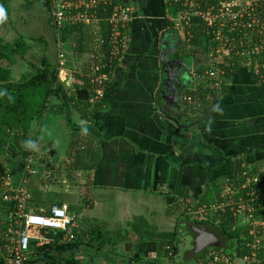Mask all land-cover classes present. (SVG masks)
Returning a JSON list of instances; mask_svg holds the SVG:
<instances>
[{
    "label": "crops",
    "instance_id": "1",
    "mask_svg": "<svg viewBox=\"0 0 264 264\" xmlns=\"http://www.w3.org/2000/svg\"><path fill=\"white\" fill-rule=\"evenodd\" d=\"M170 1L139 0L137 4L123 0L127 6L136 7L127 28L129 43L101 98L95 100L100 105L93 116L95 133L85 137L82 166H74L69 149L61 156L45 147L43 152L35 150L38 162H50V173H44L51 180L52 174H59L56 169L59 167L65 169L64 178L86 174L80 192L70 190V186L62 194L55 186L52 189L50 185L46 190L40 186L42 181L38 177L30 186L32 196L39 194L52 205L67 206L76 218L77 229L85 232L99 228L102 235L96 233L99 239L94 247L86 250L84 257H77L81 264L84 259L90 264H166L169 259L159 257L158 243L172 240L176 227L181 230L178 225L184 223L186 209L215 202H210V193L215 197V188L221 191L224 180L232 177L236 161L240 162L242 171L264 176V86L258 84L256 69L247 68L251 63L244 64L227 92L211 89L210 78L206 77L210 68L205 73L201 69L204 54L209 56L208 46L203 52L189 44L186 37L189 31L185 30L192 26L176 29L171 21L174 16L169 12ZM35 4L45 10L58 46L45 0H8L6 6L0 3V39L4 43L27 37L28 44L37 41L42 43L39 46L45 45L44 37L25 35L22 29L29 19L25 12ZM102 23L105 22L83 25L93 38L90 52L82 56L95 53L98 66L104 55L98 41L104 31L108 32ZM187 47L193 51L187 52ZM63 48L64 53L59 49L55 62L47 57L52 65L59 67L60 55L63 61L70 54L75 55V44L72 50L64 45ZM27 55L16 59L13 65L1 62L12 70L14 82L30 73H22L18 80L13 77ZM177 59L186 67H180ZM89 66L90 61L84 69L65 72L67 77L74 72L89 81ZM70 91L69 95L75 96L72 107L58 109L56 99H52L47 112L64 117L68 128V114L74 124L86 125L82 107L79 110L76 107L80 101L89 103L90 90ZM187 98L192 99L191 104ZM205 112L206 116L198 122ZM46 117L47 113L39 128H43ZM173 119L180 126L194 125L191 129L181 128ZM40 136L38 133L39 140ZM22 169L17 174L19 179L24 177ZM82 252L81 248L77 255Z\"/></svg>",
    "mask_w": 264,
    "mask_h": 264
},
{
    "label": "trees",
    "instance_id": "2",
    "mask_svg": "<svg viewBox=\"0 0 264 264\" xmlns=\"http://www.w3.org/2000/svg\"><path fill=\"white\" fill-rule=\"evenodd\" d=\"M113 1L123 3V0ZM237 1L244 3L235 5ZM7 2L8 0H0V3L4 6H6ZM132 2L138 4L139 0H132ZM207 3L210 6V12H212L213 16L218 15L221 9H223L225 13L231 15L241 10L245 11L242 17H238L235 21H229V17H225L224 20H217L210 29H207L200 19L195 18L192 20V27L185 30L186 33L189 31L191 35L186 36L187 39H189V44L194 49L199 48L203 52L207 51L209 43L210 49L217 48V43L214 41V38L219 31L221 32L220 34L224 42L228 41L225 47L228 52L227 55H224V57L217 55L218 58H223V62L219 65L210 66V71L218 67L222 73L217 78L221 82L220 91L223 90L222 92H227V89H229L227 87L233 82L239 69H241L244 64L248 63H251L253 70L256 69L254 67L255 64L259 63L260 66L256 69L255 73L257 75L258 84L264 86V59H261L264 57V49H261L258 54L252 53L255 47H264V0H251L250 6L247 5L248 1L245 2V0H207ZM224 5H226V7L223 8ZM102 9L103 8H100L98 10V16L100 17L104 16ZM180 9L181 7L178 5V2L174 0L171 3L169 12L172 16H176ZM223 22L226 25L221 28ZM256 22L259 28H256ZM102 25L106 30L107 24L102 23ZM168 25L170 26L171 24L168 23ZM249 25H252V27L249 28ZM207 34L209 36H207ZM127 35L130 36V34ZM108 37V32L104 31L101 38L107 41ZM92 38L93 35H91V32L83 25L71 24L70 22L65 23L59 32L61 43L69 50L72 45L75 44L76 48L74 49V53L79 56L90 52L89 43ZM29 50L30 46L23 37H20L11 44L4 43V40L0 39V156L7 154L11 159H21L23 162L22 167L24 168L25 159L31 155L36 156L35 150L38 144V133H32L34 125H40L43 122L52 99L58 100L63 108H69L73 106L72 102L75 100L73 94L71 96L69 95L70 92H72L70 90L74 89L77 91L82 88H88L90 90L89 103L80 101L76 107V110L82 107L83 112L81 113L83 114V118L87 120V124L83 126L76 125L71 120L70 115H66L67 124L71 131V142L68 151L69 158L74 166L80 167L84 163L81 149L82 145L85 143V137L89 138V136L95 133L93 129V116L99 111L97 107H100L95 101L97 100L96 95L89 81L86 80L87 77L84 78L74 72L70 75L71 79L69 77L66 81V83L69 84V88L67 89L65 84L59 80L58 65H52L45 55L40 59L39 65H31L33 72L24 74L20 81L14 82L12 70L2 66L1 62L6 61L13 65L16 59H24ZM245 52L250 54L244 56L242 53ZM213 81H215V79H213ZM107 86L108 83H106L103 89H106ZM60 110L62 111V109ZM39 163L41 162L36 163L34 167L37 168V164ZM1 170L2 169H0V175L3 173ZM241 172L240 162L236 161L232 177L238 185L243 183L239 178ZM253 174L259 175L264 182V176L256 172H253ZM24 176H27V174L24 173ZM254 188L256 189L258 187ZM247 191L248 190H244L241 195L245 200H248L246 196ZM220 192V189L215 188V193L217 194L213 197L210 193V202L214 200L215 202L218 201L220 199ZM259 192L261 196H264L263 189H259ZM45 202L46 201L42 200L39 194L32 196L31 204H34V207H39ZM204 202L205 201H202L201 203ZM257 203L260 204V207L256 208L255 216L264 220V197ZM183 216H185V214ZM182 222H184L183 225L188 224L189 226L203 225L216 227L219 230L220 237L225 241L224 248H202L198 255H195L193 258L180 260L178 257L180 235L179 232H175V236L172 240L160 241L158 243L159 257L168 258L175 264H195L204 260L207 253L211 251H223L232 260L237 259V261H243L245 264H254L250 252L246 247L247 242L252 240L249 236L250 228H240L237 218L233 217L232 213H230V209H228L225 214L215 215L210 220L199 221L196 218L193 219L189 216H185ZM35 232L53 237V234L47 231ZM97 232L102 235L99 228L85 232L74 229L73 233L77 237L75 242L62 245L55 243L48 248H36L34 242L32 243V248L35 251L32 256L34 260H32L30 264H81L80 260L77 258V254L81 248H84V251H86L94 247L93 244L95 240L99 239L96 237ZM59 235L63 236L64 234L59 233ZM100 235L99 237L101 238ZM261 252L262 254L258 258L260 261L257 264H264V250ZM155 262L158 263L157 261Z\"/></svg>",
    "mask_w": 264,
    "mask_h": 264
},
{
    "label": "built area",
    "instance_id": "3",
    "mask_svg": "<svg viewBox=\"0 0 264 264\" xmlns=\"http://www.w3.org/2000/svg\"><path fill=\"white\" fill-rule=\"evenodd\" d=\"M45 1L49 6L51 24L60 48L63 44L59 39V32L65 23L70 22L71 24L84 26H91L99 22L107 24L109 34L107 41L102 38L98 41L104 52L101 65H97V55L95 53L89 54V84L96 98H101L103 87L110 82L114 75L116 62L126 53L129 43L127 28L132 21L133 9L126 4L117 3L113 0ZM246 1H248L247 5L250 6L251 0ZM176 2H178L181 9L171 21L176 29L180 30L183 27H190L192 20L195 18L200 19L205 27L210 29L217 20H224L225 17H229V21H235L245 13L241 10L231 15L221 9L218 15L213 16L207 0H176ZM100 8H103L102 13L104 16L102 17L98 16ZM221 25L222 28L226 24L223 22ZM251 27L252 25H249V28ZM256 28H259V26L257 25ZM220 33L219 31L214 38L217 48L212 51L216 56H222V52H226L225 47L228 43V41L224 42ZM188 36L191 35L188 33ZM207 36L209 35L207 34ZM261 49H264V47L257 46L252 50V53L258 54ZM242 54L245 56L250 53L245 52ZM217 59L221 58L217 56ZM63 65V57L60 55L58 77L59 80L63 79L66 82L69 77H67ZM256 66L259 67V63H256ZM220 74L222 73L218 67L206 73V77L210 78L211 89L221 88V82L217 79ZM187 102L191 104L192 99L187 98ZM36 163H38V159L35 155L25 159L23 174L26 173L27 176L21 177L18 182H12V173L7 170L2 171L3 173L0 175V213L4 214V217L0 218V264H30L34 260L32 258L35 252L32 248L34 242L36 248H41L49 247L55 243H58V245L69 244L77 239L73 233V230L77 229V221L70 214L67 206L53 205L48 209L39 208L35 210L30 207L32 195L29 183L30 179L38 173L34 167ZM239 178L243 181L239 185L236 184L233 177L226 178L222 184L218 201L190 208L186 211V215L199 221H205L210 220L215 215L225 214L230 209L233 217L237 218L240 228H250L249 236L252 240L247 242L246 247L250 252L252 262L257 264L260 261L258 258L262 254L261 251L264 250V220L256 217L255 211L257 207H260L257 202L264 197L259 192V189L264 190V182L259 175L246 169L241 172ZM254 187L258 188L255 189ZM244 190H248L246 195L248 200L241 197ZM258 218L263 221L259 226L255 223ZM240 223L242 225H239ZM35 231H47L52 233L53 237L48 235L36 236ZM59 233L64 235L60 236ZM238 261L237 259L232 260L223 251H211L207 253L204 260L195 264H237ZM166 264L175 263L169 260Z\"/></svg>",
    "mask_w": 264,
    "mask_h": 264
},
{
    "label": "rangeland",
    "instance_id": "4",
    "mask_svg": "<svg viewBox=\"0 0 264 264\" xmlns=\"http://www.w3.org/2000/svg\"><path fill=\"white\" fill-rule=\"evenodd\" d=\"M126 1L128 2V0H126ZM243 3L244 2L237 1L238 5H241ZM34 8H31V10L29 9V11L27 10L25 12L29 16V19L26 17L28 19V21L22 27L23 32L25 33V35H33L36 38L44 37L46 39V41H45V45H41V46H39V43L42 44L41 42L37 43V41H36V42H30L29 43L30 47L33 49L27 55L25 61L20 62L19 65L16 67L15 72H14L15 74L13 73V77L17 80L19 79V77L21 76L22 73L33 72V68L29 65L30 63L39 65L40 59L44 55H46V57L49 56L51 62H55L56 60H58V55H59L58 50L61 49L62 54L64 53L63 46H62V48L56 46V42H55V39L53 36L54 35L53 29L47 24V20H46L47 17H46L45 10L42 8V6L40 4H35ZM131 8H133V14H134L136 7L134 5H131ZM26 38L27 37H25V39ZM27 39H26V41H28ZM204 43H206V42H204ZM187 48H188L187 52L191 53L193 51L191 49V47L190 48L187 47ZM213 49L214 48L210 49V43H209V46H208V50H209L208 55L209 56L206 57V54L203 53L205 55V58H204L205 61L201 64V66H202L201 69H205L204 73L206 71H208V69L210 68L211 65H219L222 62L223 58L217 59L216 54L212 51ZM227 53H228L227 51L222 52L223 55H227ZM75 56H77V57H75ZM261 59H264V57H262ZM89 60L90 59L88 56L80 57L79 55L75 54L72 57L70 54L68 56V59L64 60V66H63L64 68L63 69L65 71L68 69H70V71L71 70L79 71V70L85 68L84 66H85V64L89 63ZM247 68L252 70V66H247ZM255 68H258V66H256ZM214 69H216V67ZM60 81L63 82L65 84V86L67 87V83L65 82V80L61 79ZM55 102H56V106L59 109V107H61V103L58 100H55ZM51 110H52V108H51ZM63 118L64 117H62L60 114H56L53 111H49V112H47L46 121H44V123H43V128H39L38 125H34L32 133H39V136L41 134L40 140L38 138L39 142H38L37 147H36V150L38 152H43L42 147H45L46 150L48 149V151L49 150L53 151L57 156L64 155V153L68 151V149H69L68 145H69V141L71 140V134H70L69 128L67 127L66 122ZM73 119L76 122L78 121V119H76V117L75 118L73 117ZM50 165H51L50 162H48L47 160H42L41 163L37 164L36 169H37L38 173L36 176H33L30 179L29 187L31 186V181L37 180L36 178L38 177L39 180L42 181L40 186L44 187L45 189H46V187L49 188L50 185L53 187V188L52 187H50V188L54 189V186H55L56 191L58 190L59 193L62 194V193H64V190L68 186H70L69 187L70 190H72V191L75 190V192H80L79 187H80V185L83 186L82 182H85L86 177L84 178V176L86 174H82V175L76 174V176H74V177H71V178L65 177L64 178L63 177V171H65V169L62 167H59V168H56L58 170L59 174L55 173V176H54V174H52L53 178L51 180L49 178V174L44 173V172L50 173V171H51ZM22 166H23V162L21 161V159H18V158L11 159L7 154L4 156H0V169H2L1 171H3V170L8 171L9 170L12 173L11 179H12L13 183L19 181V176H17V174L20 172V169L23 168ZM47 179L51 180V181L46 182ZM52 206L53 205L50 203V201H47L44 204H41V206H39V207H34V204H30V207L33 210L39 209V208L48 209ZM0 217H4V214L0 213ZM262 222L263 221L260 220L259 218L257 220H255V223L257 226H259L260 223H262ZM178 224H181V222ZM185 225L182 224V225H178V226L181 229H184L183 226H185ZM239 225H242V224L240 223ZM177 228L178 227H176V233L178 232ZM184 239H185V237H184ZM82 250H83V252L80 253L79 255H77L78 258L85 256L84 248H82ZM83 264H90V262H88V260L84 259ZM237 264H245V262L238 261Z\"/></svg>",
    "mask_w": 264,
    "mask_h": 264
},
{
    "label": "flooded vegetation",
    "instance_id": "5",
    "mask_svg": "<svg viewBox=\"0 0 264 264\" xmlns=\"http://www.w3.org/2000/svg\"><path fill=\"white\" fill-rule=\"evenodd\" d=\"M177 60L179 61V66L181 65V66L186 67V65L182 63L179 59ZM197 227L199 226H196V225L189 226L188 224H186L185 226H183L184 229H181L178 231L180 235L179 237V256L178 257L180 258V260L193 258L195 255H198V253L200 252L202 248L212 249V247H203L204 236L203 234L199 233ZM203 227H208V226H203Z\"/></svg>",
    "mask_w": 264,
    "mask_h": 264
},
{
    "label": "water",
    "instance_id": "6",
    "mask_svg": "<svg viewBox=\"0 0 264 264\" xmlns=\"http://www.w3.org/2000/svg\"><path fill=\"white\" fill-rule=\"evenodd\" d=\"M164 56V54H163ZM206 116V112L204 113V116L199 119L198 122L202 121L203 118ZM174 123L179 125L181 128L185 129H191L194 124H190L188 126H180L179 122L176 119H173ZM200 234H203L204 241H203V247H213V248H224V239L220 237L219 230L216 227H203L199 226L197 227ZM48 248V246L46 247Z\"/></svg>",
    "mask_w": 264,
    "mask_h": 264
},
{
    "label": "clouds",
    "instance_id": "7",
    "mask_svg": "<svg viewBox=\"0 0 264 264\" xmlns=\"http://www.w3.org/2000/svg\"><path fill=\"white\" fill-rule=\"evenodd\" d=\"M30 143V142H29Z\"/></svg>",
    "mask_w": 264,
    "mask_h": 264
}]
</instances>
